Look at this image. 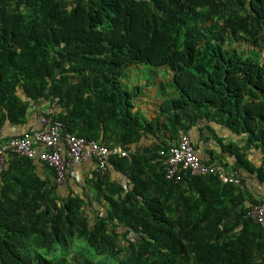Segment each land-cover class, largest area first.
Returning <instances> with one entry per match:
<instances>
[{
    "label": "trees",
    "instance_id": "trees-1",
    "mask_svg": "<svg viewBox=\"0 0 264 264\" xmlns=\"http://www.w3.org/2000/svg\"><path fill=\"white\" fill-rule=\"evenodd\" d=\"M259 48L264 0H0V127L25 124L33 104L57 98L41 116L63 133L130 150L80 183L68 166L63 191L53 168L9 155L0 167V264H264V229L246 215L259 197L242 182L256 177L264 194ZM138 65L168 68L169 83H151L175 90L150 119L137 108L140 85L123 81ZM186 121L239 139L222 146L232 170L216 166L240 183L166 177Z\"/></svg>",
    "mask_w": 264,
    "mask_h": 264
},
{
    "label": "built area",
    "instance_id": "built-area-1",
    "mask_svg": "<svg viewBox=\"0 0 264 264\" xmlns=\"http://www.w3.org/2000/svg\"><path fill=\"white\" fill-rule=\"evenodd\" d=\"M55 98L49 110H51ZM41 127L23 131L19 135L2 138L0 127V167L9 155L37 159L54 170V183L57 188L65 184V172L68 166L79 165L93 160L95 169L100 174H106L108 159L111 155L128 156L129 149L120 145H105L98 141H86L73 133L62 132V123L51 116L40 117ZM162 154V152H161ZM216 175L223 183L238 184L239 179L218 169L215 164L202 163L196 153L189 136L180 132L174 146H171L167 158L165 175L167 178L182 181L187 175ZM264 229V194L257 203L251 204L246 212Z\"/></svg>",
    "mask_w": 264,
    "mask_h": 264
},
{
    "label": "crops",
    "instance_id": "crops-1",
    "mask_svg": "<svg viewBox=\"0 0 264 264\" xmlns=\"http://www.w3.org/2000/svg\"><path fill=\"white\" fill-rule=\"evenodd\" d=\"M140 82L141 81L138 80V84L143 85ZM156 92V85L152 84L150 89L145 90V92L143 93V97H141V99L137 101V108L139 109V111H141L142 116L145 118L150 119L159 106L157 98L159 99L160 97L156 96ZM155 97L157 98L154 102L153 99ZM49 107L50 105H48V103L44 101L33 104L28 109L25 124L21 126L5 122V124L1 127L2 138L5 139L10 136L19 135L23 131L39 129L41 127L40 117L42 113L50 111ZM188 123L189 126L187 127ZM203 125V123L196 121H186L183 125V128L186 127L187 133L189 134L191 143L194 146L196 153L203 161L211 162L212 164L218 166H221V164L228 165L227 169L229 171L232 170L231 166L233 164L234 158L227 152L226 149H223L222 146L229 141L238 142L239 139L227 128L216 123L210 124L214 130L215 135H213ZM219 140L224 144H220ZM253 159L254 161L257 160L255 155L253 156ZM35 160L38 161L37 159ZM70 168L72 169V180H76L78 183H80L84 178L92 176V171H94L95 169V163L90 159L79 165L70 166ZM43 171L44 170H39L38 172L39 174H43ZM111 175L114 180H121L122 178L121 174L115 171H112ZM47 176L48 175L46 174L42 175L43 178H46ZM242 182L248 188L253 198L257 199L258 197H260L259 195L263 193V190L260 187V182L258 179H256V177H244L242 179ZM74 187H76V185H74Z\"/></svg>",
    "mask_w": 264,
    "mask_h": 264
},
{
    "label": "rangeland",
    "instance_id": "rangeland-1",
    "mask_svg": "<svg viewBox=\"0 0 264 264\" xmlns=\"http://www.w3.org/2000/svg\"><path fill=\"white\" fill-rule=\"evenodd\" d=\"M71 1V0H70ZM239 48L244 49L247 53L251 52V49H253L251 46H249L246 42L244 41H240L237 43ZM258 52H260V55H264V49L259 48ZM155 77H159L161 79V81H163L164 83H169L171 80V73L168 70V68H152L146 65H138V66H132L127 74V76H125V78H123V81L126 83L127 80L129 82L138 84V80H140L141 84L140 85L142 92L144 93L146 89H150V87L152 86V80ZM147 84V86H146ZM145 89V90H144ZM156 96L160 97L159 99L157 97H155L153 99V101L155 102V99L157 98V101L159 104H161V100H165L168 101L170 99V97L173 96L172 92L175 91L173 87H166L164 89H160L158 87V84L156 85ZM161 99V100H160ZM156 101V102H157ZM141 113V111H139ZM142 114V113H141ZM65 185V184H64ZM64 185L60 188H58L60 191L64 190ZM79 243H81L82 245H84L86 247V243L84 240H81ZM95 257H98L100 259H106L105 257L101 256V255H96L93 252ZM98 259L96 258L95 261H97ZM109 264H114L113 262L110 263V261H107Z\"/></svg>",
    "mask_w": 264,
    "mask_h": 264
}]
</instances>
